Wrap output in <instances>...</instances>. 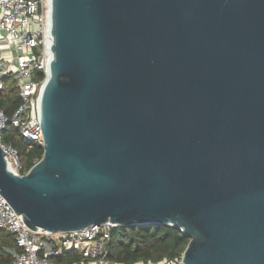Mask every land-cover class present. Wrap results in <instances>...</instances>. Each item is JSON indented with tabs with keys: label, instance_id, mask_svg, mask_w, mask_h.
Segmentation results:
<instances>
[{
	"label": "water",
	"instance_id": "95a60500",
	"mask_svg": "<svg viewBox=\"0 0 264 264\" xmlns=\"http://www.w3.org/2000/svg\"><path fill=\"white\" fill-rule=\"evenodd\" d=\"M47 13L42 157L16 174L0 143V194L27 226L171 225L182 264H264V0Z\"/></svg>",
	"mask_w": 264,
	"mask_h": 264
},
{
	"label": "built area",
	"instance_id": "2783aa9c",
	"mask_svg": "<svg viewBox=\"0 0 264 264\" xmlns=\"http://www.w3.org/2000/svg\"><path fill=\"white\" fill-rule=\"evenodd\" d=\"M47 12L48 0H0V89L4 78L10 77L21 99L10 119L0 111V131L9 121L23 138L42 148L41 92L52 58L46 52L49 40ZM35 70L43 72L41 81L33 80ZM1 147L10 169L23 174L20 173L17 151L9 145L1 144ZM113 227L114 224L106 222L58 233L32 230L0 194V229L12 235L19 249L7 248L12 261L0 264H60L52 259L68 252L77 254L79 259L64 264H122L106 257ZM181 259L175 260L177 264H182ZM156 264L172 263L161 261Z\"/></svg>",
	"mask_w": 264,
	"mask_h": 264
},
{
	"label": "trees",
	"instance_id": "16d2710c",
	"mask_svg": "<svg viewBox=\"0 0 264 264\" xmlns=\"http://www.w3.org/2000/svg\"><path fill=\"white\" fill-rule=\"evenodd\" d=\"M44 74L35 70L33 80L41 81ZM21 99L14 81L5 77L0 89V111L10 119L12 114L20 106ZM0 143L9 145L17 151L20 173L31 168L43 154V148L36 142L23 138L17 128L9 121L0 131ZM189 241V238L178 228L171 225L139 224L130 226H114L111 229L110 241L107 245V259L122 263L135 264L158 263L167 261L177 264ZM18 251L14 239L10 233L0 229V263L12 261V257L6 249ZM77 254L66 253L61 257L53 258L55 263H71L78 260Z\"/></svg>",
	"mask_w": 264,
	"mask_h": 264
},
{
	"label": "rangeland",
	"instance_id": "374dc122",
	"mask_svg": "<svg viewBox=\"0 0 264 264\" xmlns=\"http://www.w3.org/2000/svg\"><path fill=\"white\" fill-rule=\"evenodd\" d=\"M136 264H139V263H136Z\"/></svg>",
	"mask_w": 264,
	"mask_h": 264
}]
</instances>
